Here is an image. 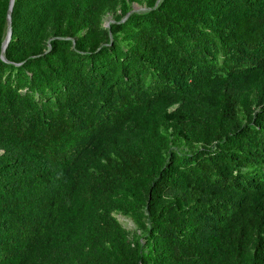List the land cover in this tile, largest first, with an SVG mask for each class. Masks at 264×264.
Returning <instances> with one entry per match:
<instances>
[{
  "label": "trees",
  "instance_id": "16d2710c",
  "mask_svg": "<svg viewBox=\"0 0 264 264\" xmlns=\"http://www.w3.org/2000/svg\"><path fill=\"white\" fill-rule=\"evenodd\" d=\"M105 1L12 2L0 264H264V0Z\"/></svg>",
  "mask_w": 264,
  "mask_h": 264
},
{
  "label": "rangeland",
  "instance_id": "374dc122",
  "mask_svg": "<svg viewBox=\"0 0 264 264\" xmlns=\"http://www.w3.org/2000/svg\"><path fill=\"white\" fill-rule=\"evenodd\" d=\"M123 0H106L107 5L99 12L98 19L96 20V27L99 30L108 29L109 24L114 20L116 15L120 12V5ZM144 8L143 1L131 2L130 11H138ZM86 29L83 24V20L80 14L75 17L74 31L71 32L72 36H78L82 34ZM73 38V37H71ZM113 218L121 225L126 233L128 239H132L139 235V228L136 221L130 214H123L120 212H114Z\"/></svg>",
  "mask_w": 264,
  "mask_h": 264
},
{
  "label": "water",
  "instance_id": "95a60500",
  "mask_svg": "<svg viewBox=\"0 0 264 264\" xmlns=\"http://www.w3.org/2000/svg\"><path fill=\"white\" fill-rule=\"evenodd\" d=\"M159 0H156V3H158ZM12 2L13 0H8V7H7V11H6V23H7V28H6V34H5V38L4 40L2 41V44H1V49H0V58L2 60H4L3 58V49L5 47V45L7 44L8 42V39L10 37V28H9V15H10V9H11V6H12ZM155 3V4H156Z\"/></svg>",
  "mask_w": 264,
  "mask_h": 264
}]
</instances>
